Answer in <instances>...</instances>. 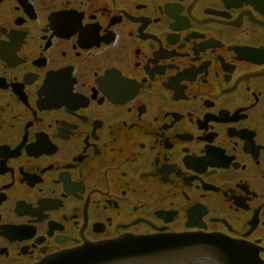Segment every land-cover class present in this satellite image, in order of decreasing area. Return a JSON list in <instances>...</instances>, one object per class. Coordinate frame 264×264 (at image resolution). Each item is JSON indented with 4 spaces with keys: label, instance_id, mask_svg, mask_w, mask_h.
Masks as SVG:
<instances>
[{
    "label": "flooded vegetation",
    "instance_id": "obj_1",
    "mask_svg": "<svg viewBox=\"0 0 264 264\" xmlns=\"http://www.w3.org/2000/svg\"><path fill=\"white\" fill-rule=\"evenodd\" d=\"M184 233L264 263V0H0V264Z\"/></svg>",
    "mask_w": 264,
    "mask_h": 264
},
{
    "label": "water",
    "instance_id": "obj_2",
    "mask_svg": "<svg viewBox=\"0 0 264 264\" xmlns=\"http://www.w3.org/2000/svg\"><path fill=\"white\" fill-rule=\"evenodd\" d=\"M41 264H264L248 245L215 234L125 236L51 256Z\"/></svg>",
    "mask_w": 264,
    "mask_h": 264
}]
</instances>
